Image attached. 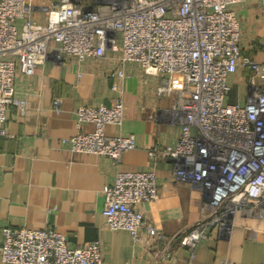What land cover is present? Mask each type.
Masks as SVG:
<instances>
[{
    "label": "built area",
    "instance_id": "built-area-1",
    "mask_svg": "<svg viewBox=\"0 0 264 264\" xmlns=\"http://www.w3.org/2000/svg\"><path fill=\"white\" fill-rule=\"evenodd\" d=\"M247 1L0 0V135L7 107L22 110L27 103L16 91L19 74H34L46 59L83 61L113 52L119 66L111 73L116 77L112 87L119 96L110 105L77 107V126L91 122L94 127L66 140L73 151L93 152L117 164L124 151L137 145L134 133L120 129L123 81L129 76L124 65L134 62L156 76L157 94L170 97L167 111L181 122L172 147L160 151L172 161L176 180L202 192V215L176 236L148 222L136 205L157 197L153 168L117 169L105 189L102 212L109 229H126L135 241L144 230L154 245L162 244L153 251L151 264H164L175 240L189 250L190 264L207 227L229 236L236 217L264 218V61L242 54L237 7ZM238 67L251 70L249 92L244 101L228 102L229 77ZM51 106L60 111L62 98L54 95ZM106 124L117 131L106 134ZM158 151L153 147L149 154L155 157ZM0 260L103 264L99 240L69 246L66 235L51 226H2Z\"/></svg>",
    "mask_w": 264,
    "mask_h": 264
},
{
    "label": "crops",
    "instance_id": "crops-1",
    "mask_svg": "<svg viewBox=\"0 0 264 264\" xmlns=\"http://www.w3.org/2000/svg\"><path fill=\"white\" fill-rule=\"evenodd\" d=\"M246 6L251 7L250 2L244 3ZM251 9L262 18L253 33L254 43L242 54L261 62L264 8ZM244 38L241 25L240 42H245ZM115 56L107 52L104 57L83 61L46 59L37 64L34 74L18 75L16 91L27 103L22 110L15 105L7 107L5 133L0 135V237L4 225L14 230L51 226L66 235L69 246L99 240L103 264H151L149 259L161 243L154 245L144 230L135 241L128 230H111L105 223V189L117 169H154L157 197L138 203L136 208L166 235L182 234L200 219L202 192L176 180L172 161L160 151L172 147L181 122L167 111L170 97L157 94L156 76L144 73L138 64L124 65L129 76L123 81L125 111L120 126L122 132L135 134L136 147L124 151L117 164L108 157L69 147L68 137L94 127L91 122L77 126L75 109L80 105H110L119 96L112 87L116 77L111 73L119 66ZM250 73L248 67H238L230 75L228 102L246 99ZM54 95L62 98L58 112L51 106ZM116 131L115 125H105L106 134ZM153 147L159 149L155 157L149 154ZM204 233L190 264H264V218L236 217L229 236H219L222 234L216 227H207ZM169 248L171 256L164 264H186V247L175 240ZM0 264L5 263L0 260Z\"/></svg>",
    "mask_w": 264,
    "mask_h": 264
},
{
    "label": "rangeland",
    "instance_id": "rangeland-1",
    "mask_svg": "<svg viewBox=\"0 0 264 264\" xmlns=\"http://www.w3.org/2000/svg\"><path fill=\"white\" fill-rule=\"evenodd\" d=\"M54 0H33L34 3L36 4H50ZM247 2H250L251 7L246 6L244 7V4L239 5V8L241 11L238 12V18L240 21V26L242 25L245 31V42L242 43L241 40V50H244V48H247V46L251 45L254 43V36L253 33L255 32L257 22L259 21L260 15L256 12H253L251 8L255 7L257 10H260L264 8V5L260 3V1H251L248 0ZM246 3V2H245ZM243 9V10H242ZM243 11V12H242Z\"/></svg>",
    "mask_w": 264,
    "mask_h": 264
}]
</instances>
